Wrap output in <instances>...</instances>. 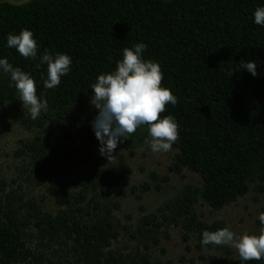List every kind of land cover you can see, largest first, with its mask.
<instances>
[{"label": "trees", "instance_id": "obj_1", "mask_svg": "<svg viewBox=\"0 0 264 264\" xmlns=\"http://www.w3.org/2000/svg\"><path fill=\"white\" fill-rule=\"evenodd\" d=\"M258 7H264V0L0 3V59L7 58L14 68L30 74L38 97L48 101L47 112L42 111L35 120L29 112L14 116L28 131L47 130L55 138V143L44 142L36 136L25 143L23 151L30 154L32 164L45 170L39 162L53 156L50 158L59 165L55 166L57 173H66L73 158L63 150L66 140L82 137L91 146L100 145L92 125L74 108L90 103L94 96L91 85L99 75L116 69L124 48L144 43L147 48L142 59L160 65L162 87L178 100L161 114V118L173 116L179 125V153L171 170L180 174L186 169L203 181L201 189L185 186L167 203L166 213L160 209L162 221L145 216L136 227L120 226L113 215L120 205L112 202V190L123 181V175L105 179L98 168L93 169L89 178L80 181L81 192L56 199L64 208L55 215L25 203L18 193L3 196L5 184L0 181V264H163L153 258L151 250L170 238L169 231L162 230L167 221L181 226L186 241L195 237L199 250L227 248L201 244L203 231L226 225L203 221L196 206L202 201L222 210L246 196L252 184L264 194V25L255 23ZM24 29L37 42L36 59H26L7 46V36ZM46 51L53 56L67 54L72 60L69 73L52 89L44 87L47 65L40 64ZM250 61L256 62V76L241 68ZM18 99L11 74L0 69V105ZM149 137L147 126H141L119 142L117 150L141 146ZM60 166H65V172ZM152 177L158 179L155 173ZM64 184L61 180L49 192L59 193ZM89 193L94 195L93 211L81 206ZM122 232L131 234L132 248L112 249ZM226 264H264V259H228Z\"/></svg>", "mask_w": 264, "mask_h": 264}, {"label": "rangeland", "instance_id": "obj_2", "mask_svg": "<svg viewBox=\"0 0 264 264\" xmlns=\"http://www.w3.org/2000/svg\"><path fill=\"white\" fill-rule=\"evenodd\" d=\"M14 1L15 3L21 2ZM24 1V0H23ZM74 111L92 125L98 115V110L91 102L85 106L74 108ZM28 113L23 108L20 99L5 105H0V178L4 182V194L18 193L23 196L26 202H31L35 207L55 215L60 208L57 202L58 197H69V195L81 192L79 187L81 180L89 178L93 169L98 168L105 179H116L120 175L125 176L118 187L112 190V202L119 203V209H114L113 215L120 226L136 227L145 216H155L158 222L162 221V215L158 214L160 209H165L168 202L172 201L185 186L190 185L201 189L203 181L199 174L186 169L182 173H174L171 167L175 164V157L179 153L176 146L177 141L168 152H153L150 147V137L141 146L133 149L124 148L122 151L113 152V159L108 160L100 154V145L91 146L89 142L80 140H66L63 150L73 155L69 163L71 170L66 173H57L55 166H59L49 156L39 162L45 166V170H39L36 163H31L30 154L24 150L25 143L32 142L39 136L43 141H54L48 131H28L22 124L14 121L18 113ZM74 137L76 135H73ZM121 147L122 145L119 144ZM22 154H19L21 153ZM131 152L133 155H131ZM61 167V166H60ZM65 172V166L61 167ZM130 170V173L125 172ZM158 176L154 180L152 174ZM168 178V182L162 179ZM63 180L64 186L60 187L59 193L52 195L49 190L58 188V183ZM148 186L149 190L145 191ZM161 186L159 190L158 187ZM136 189V190H135ZM126 192V195L123 193ZM15 195V194H14ZM94 195L89 193L86 201L81 204L82 208L92 209L91 199ZM111 202V203H112ZM18 206V205H17ZM198 216L208 224L216 221L224 222L226 227L237 235L245 232L259 234V214L264 212V194L258 192L256 184L250 185L249 193L222 210H215L208 204L200 201L196 206ZM167 209H165L166 213ZM162 230L167 229L169 239L162 240L159 247H154L153 258L162 261L163 264H226L228 259H239L238 251L234 248L225 249L212 248L199 250L196 246L195 237L191 236L188 241L184 239V231L167 221ZM33 229V227L31 226ZM122 236L112 249H131L133 241L131 234L122 232Z\"/></svg>", "mask_w": 264, "mask_h": 264}, {"label": "clouds", "instance_id": "obj_3", "mask_svg": "<svg viewBox=\"0 0 264 264\" xmlns=\"http://www.w3.org/2000/svg\"><path fill=\"white\" fill-rule=\"evenodd\" d=\"M254 18L256 24L264 25V7L255 10ZM7 46L15 48L26 59L37 57L38 45L30 30L24 29L19 34L10 33ZM146 48L144 43L135 44L134 49L124 48L123 58L117 62L116 69L99 75L97 82L91 85L94 96L90 102L98 110L92 127L101 144L100 154L109 161L113 159L112 154L118 143L127 140L141 126L148 128L151 139L146 143H150L153 152L170 151L179 138V125L174 117L167 115L161 118L168 104L175 106L178 103L177 97L170 89L162 87L163 72L160 65L150 59H142ZM71 63V57L67 54L56 53L53 56L46 51L40 57V64L47 65L44 87H57L61 77L69 73ZM241 68H246L253 76L257 75L255 61L243 62ZM0 69L11 74L18 98L33 120L42 111L47 112L48 101L38 97L36 81L30 74L19 67L14 68L7 58L0 59ZM258 218V235L247 232L237 235L224 227L216 231H203L201 244L234 248L243 261L264 259V212Z\"/></svg>", "mask_w": 264, "mask_h": 264}, {"label": "water", "instance_id": "obj_4", "mask_svg": "<svg viewBox=\"0 0 264 264\" xmlns=\"http://www.w3.org/2000/svg\"><path fill=\"white\" fill-rule=\"evenodd\" d=\"M30 0H24V1H21V2H18V3H15V2H11L12 4H15V5H23L27 2H29Z\"/></svg>", "mask_w": 264, "mask_h": 264}, {"label": "flooded vegetation", "instance_id": "obj_5", "mask_svg": "<svg viewBox=\"0 0 264 264\" xmlns=\"http://www.w3.org/2000/svg\"><path fill=\"white\" fill-rule=\"evenodd\" d=\"M14 1H20V0H0V3H11V2H14Z\"/></svg>", "mask_w": 264, "mask_h": 264}]
</instances>
